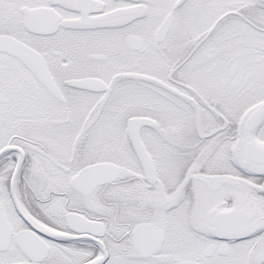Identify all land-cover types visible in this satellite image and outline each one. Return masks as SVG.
Masks as SVG:
<instances>
[{
    "label": "snow or ice",
    "instance_id": "obj_1",
    "mask_svg": "<svg viewBox=\"0 0 264 264\" xmlns=\"http://www.w3.org/2000/svg\"><path fill=\"white\" fill-rule=\"evenodd\" d=\"M0 264H264V0H0Z\"/></svg>",
    "mask_w": 264,
    "mask_h": 264
}]
</instances>
